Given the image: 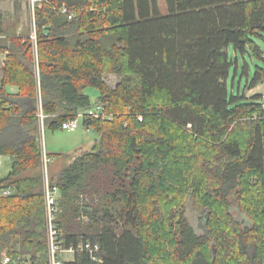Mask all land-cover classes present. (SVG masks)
<instances>
[{"label": "trees", "instance_id": "obj_1", "mask_svg": "<svg viewBox=\"0 0 264 264\" xmlns=\"http://www.w3.org/2000/svg\"><path fill=\"white\" fill-rule=\"evenodd\" d=\"M165 1L167 15L158 0H38L36 43L0 21V157L13 160L0 178V264H50L38 98L50 129L102 107L80 119L99 147L49 183L62 248L75 249L64 264H264V97L228 88L230 47L264 61V0ZM263 82L258 68L250 89ZM165 183L198 195L206 235L185 201L166 210ZM233 194L252 227L232 218Z\"/></svg>", "mask_w": 264, "mask_h": 264}, {"label": "rangeland", "instance_id": "obj_2", "mask_svg": "<svg viewBox=\"0 0 264 264\" xmlns=\"http://www.w3.org/2000/svg\"><path fill=\"white\" fill-rule=\"evenodd\" d=\"M158 1L161 14L167 15L168 9L166 1ZM34 4L35 2L33 0H0V21H3V25L7 31H10V28H16L17 34H22V36L30 34L34 43H36L35 18L33 17ZM258 44L264 50V42L260 41ZM229 54L230 58L234 61L230 78L228 80V88L230 93L232 92L236 95L246 94L248 97L254 95H262L264 97V82L254 89H250L252 81L256 77L258 68L264 69V61H259L251 53H247L245 55H236L233 47H230ZM4 56L6 57L5 54H0V77L2 75V68H4L2 65V59ZM36 76L37 79H39L38 68H36ZM121 81L122 78L118 76L110 75L106 78V82L111 88H115ZM85 93L89 94L94 101L97 99V92L95 90L87 89ZM39 99L40 98H38V101H40L38 106L40 111L41 100ZM39 118L38 120H40ZM39 134L40 143L45 152L47 151L46 153L50 154L51 159L47 164V168L43 166L42 169L46 184H51V180L56 179L60 173L78 156H81L85 152L92 151L95 147H99V135L93 132V130L88 131V129L83 125L82 120H80L79 128L76 132H68L60 128L50 129L46 121L44 125L39 122ZM58 154L61 156L53 157ZM9 170L10 164L6 165V168H2L0 170V178L4 177ZM181 178L183 177L181 176ZM173 183H176V179L173 180ZM250 183V186L254 187L256 180L250 179ZM165 188H168L166 183L164 184V188H162V194H167L168 197L173 196V201H166V210L168 212L171 211L175 215L177 211L181 210L177 203L180 202V200L185 201V215L188 218L190 224L195 229L197 235H206L208 230L204 223L205 211L198 195L194 194L192 191H183V193L177 189L167 191L168 189ZM231 201L233 203L230 210L232 218L239 222L243 228L252 227L253 222L249 216L241 211L238 205H236L235 194L231 196ZM169 215L174 216L170 213ZM167 246L168 248L171 247L170 244ZM73 255L74 254L72 253H64L62 255V259L64 261H69L73 259ZM160 256L161 255H159V257ZM156 259L159 258L154 257L152 258V261L156 262Z\"/></svg>", "mask_w": 264, "mask_h": 264}, {"label": "built area", "instance_id": "obj_3", "mask_svg": "<svg viewBox=\"0 0 264 264\" xmlns=\"http://www.w3.org/2000/svg\"><path fill=\"white\" fill-rule=\"evenodd\" d=\"M35 2L33 7V17L35 18V8L38 0H33ZM66 12V10H64ZM71 19V17H70ZM36 39V37H35ZM102 110L101 106H96L92 109L86 110L84 112H80L79 119L66 121L62 124V130L68 132H76L79 128L80 119H83L86 116H95L100 117V111ZM40 117V118H39ZM38 118L39 122L44 125L46 121V116L42 111V107L39 111ZM44 150V149H43ZM44 166L47 168V164L49 163V159L44 150ZM5 194H8L7 192ZM58 191L56 188H51L49 183L46 184V200H47V218H48V242H49V255H50V264H64V260L62 259V255L64 253H75V249L71 248L69 250H65L62 248V243L59 239L60 230L58 225L56 224V213H57V199ZM83 248V247H80ZM87 250L90 252L95 249V251H99V247L95 246L93 249L91 245L86 246ZM3 264H20L18 261H14L11 257L6 256L3 260ZM22 264H32L28 259L24 261Z\"/></svg>", "mask_w": 264, "mask_h": 264}, {"label": "crops", "instance_id": "obj_4", "mask_svg": "<svg viewBox=\"0 0 264 264\" xmlns=\"http://www.w3.org/2000/svg\"><path fill=\"white\" fill-rule=\"evenodd\" d=\"M5 59H6V57L4 56V58L2 59V65H3V67H4V65H5ZM2 77H3V68H2V75H1V77H0V82H1V79H2ZM8 91L11 93V94H13V95H15V94H17L18 93V89H16V88H14V87H8ZM89 130H91V129H88V131ZM43 148V147H42ZM47 152V151H46ZM48 153H46V155H47ZM49 156H50V154H48ZM50 160V159H49ZM12 159L11 158H9V157H0V170L2 169V168H6V165H9L10 164V167H11V165H12ZM2 167V168H1ZM9 172V171H8ZM2 178V177H1ZM6 192H4V193H2V195H6L5 194ZM0 195H1V193H0ZM74 256V255H73ZM71 260H73V259H71ZM71 260H69V261H71Z\"/></svg>", "mask_w": 264, "mask_h": 264}, {"label": "water", "instance_id": "obj_5", "mask_svg": "<svg viewBox=\"0 0 264 264\" xmlns=\"http://www.w3.org/2000/svg\"><path fill=\"white\" fill-rule=\"evenodd\" d=\"M212 249H213V255H214V258H215V256H216V248H215V246L214 245H212Z\"/></svg>", "mask_w": 264, "mask_h": 264}]
</instances>
